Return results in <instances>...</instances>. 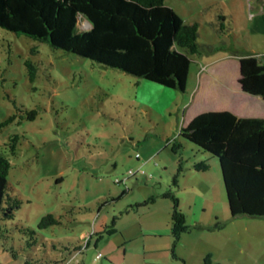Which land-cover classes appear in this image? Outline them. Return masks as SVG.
<instances>
[{"label": "rangeland", "instance_id": "obj_1", "mask_svg": "<svg viewBox=\"0 0 264 264\" xmlns=\"http://www.w3.org/2000/svg\"><path fill=\"white\" fill-rule=\"evenodd\" d=\"M165 3L198 23L203 52L190 57L183 92L0 28V122L14 115L0 128V152L20 202L1 223L0 264H203L206 255L213 264H264V217H231L218 160L180 135L199 109H217L216 82L192 101L210 63L257 54L263 33L246 0ZM26 61L36 67L32 80ZM165 192L191 226L175 245L183 263L172 255ZM48 214L58 224L38 228Z\"/></svg>", "mask_w": 264, "mask_h": 264}, {"label": "trees", "instance_id": "obj_2", "mask_svg": "<svg viewBox=\"0 0 264 264\" xmlns=\"http://www.w3.org/2000/svg\"><path fill=\"white\" fill-rule=\"evenodd\" d=\"M165 1L0 0V28L183 92L190 57L203 52L196 41L198 23L183 21ZM80 21H88L90 28L81 29ZM238 63L243 86L254 88L262 83L258 81L264 77V55L247 54L238 58ZM25 64L32 80L36 67L30 61ZM35 114L34 110L29 112V119ZM13 118L14 115L0 122V128ZM180 135L218 160L231 217H264L263 117H239L227 110L203 111L180 128ZM17 139V135L9 137L7 146L11 154L16 150ZM194 166L199 171L208 169L204 162ZM9 167V160L0 152V239L6 232L1 223L11 220L20 206L18 198L8 192ZM164 196L173 203L170 212L172 255L183 263L181 256L174 254L175 245L191 226L178 207V199L170 192H165ZM113 219L109 229L104 231L108 235L115 232ZM57 224L54 216L48 214L41 218L38 228ZM25 230L34 234L33 229ZM203 264H213L210 255L205 256Z\"/></svg>", "mask_w": 264, "mask_h": 264}, {"label": "crops", "instance_id": "obj_3", "mask_svg": "<svg viewBox=\"0 0 264 264\" xmlns=\"http://www.w3.org/2000/svg\"><path fill=\"white\" fill-rule=\"evenodd\" d=\"M248 7H253L254 10V28L262 32L264 38V0H246ZM256 50H252L257 54H262L260 50L255 47ZM252 54V55H257ZM210 63L209 68L210 73H207L204 79L200 78L198 83V88L195 89L192 101L202 100L204 96H207L208 88L211 86L212 82L218 83L219 89L216 91L217 100V111L227 110L234 115L239 117H263L264 118V77L259 79L260 85H255L251 88L247 85L243 86L240 81L239 63L238 59L229 61L228 59L221 62ZM219 65L218 70H214V66ZM190 73V71H189ZM219 73V79L217 74ZM219 81H222L219 83ZM247 88H246V87ZM263 86V87H262ZM208 111L199 109L193 114L192 117L185 123V125L191 121V119L199 112ZM191 223L196 224L197 221L193 220ZM155 235V232H152Z\"/></svg>", "mask_w": 264, "mask_h": 264}, {"label": "water", "instance_id": "obj_4", "mask_svg": "<svg viewBox=\"0 0 264 264\" xmlns=\"http://www.w3.org/2000/svg\"><path fill=\"white\" fill-rule=\"evenodd\" d=\"M85 24H86L85 29H89L90 28V25H89L88 21H85Z\"/></svg>", "mask_w": 264, "mask_h": 264}]
</instances>
